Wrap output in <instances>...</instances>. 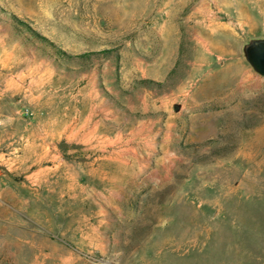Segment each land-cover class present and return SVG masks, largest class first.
<instances>
[{
	"label": "rangeland",
	"instance_id": "rangeland-1",
	"mask_svg": "<svg viewBox=\"0 0 264 264\" xmlns=\"http://www.w3.org/2000/svg\"><path fill=\"white\" fill-rule=\"evenodd\" d=\"M256 37L264 0H0V264H264Z\"/></svg>",
	"mask_w": 264,
	"mask_h": 264
},
{
	"label": "water",
	"instance_id": "water-1",
	"mask_svg": "<svg viewBox=\"0 0 264 264\" xmlns=\"http://www.w3.org/2000/svg\"><path fill=\"white\" fill-rule=\"evenodd\" d=\"M241 52L252 71L264 76V37L247 39L241 47Z\"/></svg>",
	"mask_w": 264,
	"mask_h": 264
},
{
	"label": "bare ground",
	"instance_id": "bare-ground-1",
	"mask_svg": "<svg viewBox=\"0 0 264 264\" xmlns=\"http://www.w3.org/2000/svg\"><path fill=\"white\" fill-rule=\"evenodd\" d=\"M255 195V194H254Z\"/></svg>",
	"mask_w": 264,
	"mask_h": 264
}]
</instances>
